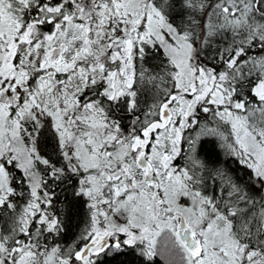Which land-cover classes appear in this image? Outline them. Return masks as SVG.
Wrapping results in <instances>:
<instances>
[{"label":"snow or ice","instance_id":"obj_1","mask_svg":"<svg viewBox=\"0 0 264 264\" xmlns=\"http://www.w3.org/2000/svg\"><path fill=\"white\" fill-rule=\"evenodd\" d=\"M65 183L87 209L66 246ZM128 248L264 264V0H0V264Z\"/></svg>","mask_w":264,"mask_h":264},{"label":"trees","instance_id":"obj_2","mask_svg":"<svg viewBox=\"0 0 264 264\" xmlns=\"http://www.w3.org/2000/svg\"><path fill=\"white\" fill-rule=\"evenodd\" d=\"M122 115V113H121ZM122 124L126 121H121ZM40 147L43 152H51L53 149V142L46 134L42 135ZM202 157L210 160L211 162L223 166L231 175H233L238 182L244 184L247 182V177L250 173L240 166L235 160L228 157V155L218 147V142L209 140L204 143L200 149ZM75 180L72 181V185ZM67 183L56 187V198L53 201V211L57 209H64L66 205L73 204V212L69 216H64V233L56 239V242L62 243L65 246L70 244L86 226L87 222V209L82 208L83 200L79 202L73 197V186ZM255 191V189H253ZM86 200V198H83ZM101 264H143L141 258L132 250L128 248L123 252L112 253L110 255L101 256ZM159 264V262H157Z\"/></svg>","mask_w":264,"mask_h":264},{"label":"rangeland","instance_id":"obj_3","mask_svg":"<svg viewBox=\"0 0 264 264\" xmlns=\"http://www.w3.org/2000/svg\"><path fill=\"white\" fill-rule=\"evenodd\" d=\"M119 239L123 240L124 238H123V236H119Z\"/></svg>","mask_w":264,"mask_h":264},{"label":"flooded vegetation","instance_id":"obj_4","mask_svg":"<svg viewBox=\"0 0 264 264\" xmlns=\"http://www.w3.org/2000/svg\"><path fill=\"white\" fill-rule=\"evenodd\" d=\"M120 236H123V234H121ZM123 238H125V237L123 236Z\"/></svg>","mask_w":264,"mask_h":264}]
</instances>
